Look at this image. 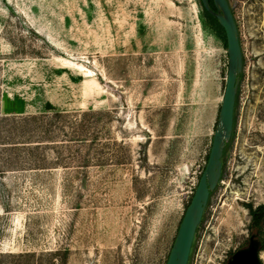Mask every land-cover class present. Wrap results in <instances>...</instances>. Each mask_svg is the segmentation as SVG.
I'll return each mask as SVG.
<instances>
[{
  "label": "rangeland",
  "instance_id": "374dc122",
  "mask_svg": "<svg viewBox=\"0 0 264 264\" xmlns=\"http://www.w3.org/2000/svg\"><path fill=\"white\" fill-rule=\"evenodd\" d=\"M228 2L237 122L189 264H229L252 236L264 264V0ZM226 38L201 0H0V264H167L219 124Z\"/></svg>",
  "mask_w": 264,
  "mask_h": 264
},
{
  "label": "water",
  "instance_id": "95a60500",
  "mask_svg": "<svg viewBox=\"0 0 264 264\" xmlns=\"http://www.w3.org/2000/svg\"><path fill=\"white\" fill-rule=\"evenodd\" d=\"M201 2L204 8L217 18L225 31L229 54L228 77L208 164L185 213L167 264H189L196 234L203 221L211 195L222 180L224 154L227 144L234 136L240 75L244 70L240 32L228 0H213L216 11L212 9L209 0H201ZM260 252L261 242L256 236H252L249 247L238 251L230 264H262Z\"/></svg>",
  "mask_w": 264,
  "mask_h": 264
},
{
  "label": "trees",
  "instance_id": "16d2710c",
  "mask_svg": "<svg viewBox=\"0 0 264 264\" xmlns=\"http://www.w3.org/2000/svg\"><path fill=\"white\" fill-rule=\"evenodd\" d=\"M209 1H210L211 6H212V9H213L214 11H216V8H215V6H214V2H213V0H209ZM201 4H202V2H201ZM202 7H203V10H204V12H205V16H206L208 22L210 23V25H211L215 30L218 29V30L222 31L223 34H225V31H224V29L220 26V24H219L217 18L214 17L212 14H210V13L204 8L203 4H202ZM226 39H227V38H226ZM226 46L228 47V45H227V40H226ZM241 79H242V74L240 75V82H241ZM240 88H241V86L239 87V92H238V97H237V105H238V103H239V96H240V91H241ZM236 122H237V120H236V118H235V126H236ZM228 146H229V144H227V147H226V149H225L224 157H225V155H226V153H227ZM250 210H251V214H252V227L256 228V227H261V226H263V225H264V206H260V207H258L257 209L250 208Z\"/></svg>",
  "mask_w": 264,
  "mask_h": 264
},
{
  "label": "flooded vegetation",
  "instance_id": "af4514ba",
  "mask_svg": "<svg viewBox=\"0 0 264 264\" xmlns=\"http://www.w3.org/2000/svg\"><path fill=\"white\" fill-rule=\"evenodd\" d=\"M256 238H257V237H256ZM250 243H251V239H250ZM250 243H249V245H250ZM249 245H248V247H249ZM248 247H247V248H248ZM245 249H246V248H245ZM242 250H243V249H242ZM239 251H240V250H239ZM236 253H237V252H236ZM236 253H235V254H236ZM235 254L232 256L231 260L229 261V264L233 261V258H234V256H235Z\"/></svg>",
  "mask_w": 264,
  "mask_h": 264
},
{
  "label": "crops",
  "instance_id": "0c3cea01",
  "mask_svg": "<svg viewBox=\"0 0 264 264\" xmlns=\"http://www.w3.org/2000/svg\"><path fill=\"white\" fill-rule=\"evenodd\" d=\"M40 33V32H39ZM13 116H15V115H13Z\"/></svg>",
  "mask_w": 264,
  "mask_h": 264
}]
</instances>
